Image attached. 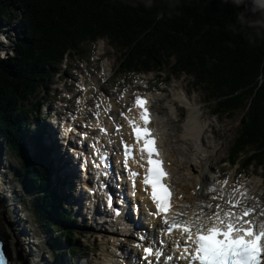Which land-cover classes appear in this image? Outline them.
Instances as JSON below:
<instances>
[{
    "label": "trees",
    "instance_id": "obj_1",
    "mask_svg": "<svg viewBox=\"0 0 264 264\" xmlns=\"http://www.w3.org/2000/svg\"><path fill=\"white\" fill-rule=\"evenodd\" d=\"M11 9L22 13L23 27L14 42L15 56L0 59V136L17 155L27 138L20 119L24 104L40 81L68 48L80 51L82 43L106 36L125 49L123 70L161 69L174 58L173 71L195 75L216 99L219 111L248 107L231 159L250 144L261 153L248 163H264V33L241 29L236 23L239 9L231 2L0 0V21L15 18ZM40 156L23 160L17 175L35 197L44 225L68 229L70 216L54 196L51 170L41 164ZM65 234L70 241L73 231L65 230L52 243L60 246Z\"/></svg>",
    "mask_w": 264,
    "mask_h": 264
},
{
    "label": "rangeland",
    "instance_id": "obj_2",
    "mask_svg": "<svg viewBox=\"0 0 264 264\" xmlns=\"http://www.w3.org/2000/svg\"><path fill=\"white\" fill-rule=\"evenodd\" d=\"M10 13L18 18V21H13L12 24L9 25L0 24V27L14 30L9 33L0 32V53L3 49H6L5 52L11 54L14 48V42L20 35L23 27L19 19L22 13L16 9H11ZM2 40L5 41V44H2ZM83 48L85 54H80L79 57L74 60V64L80 65L81 59H83L88 61L90 65H94L95 62L90 61L92 54H96L95 56L98 58L102 57L99 53L106 54L107 58L104 56L102 62L97 64L103 67L108 60L112 63L113 78L108 84H105L104 87L109 88L112 86L114 88H112V90L116 91L117 96L125 92L133 93L135 90L147 87H149V89H159L160 91L165 89V103H155L156 110L161 118H166V121L167 118L169 119L167 125L171 133L174 136L178 134L179 139L182 140L178 145L175 143L178 148L176 154H181L187 164L191 163L197 166L198 170L205 172L208 179L207 183L216 175H221V179H223L229 178L235 174L234 170L238 167L230 170L228 163L226 162L224 164L223 162L229 158L228 155L238 135L242 120L246 117L248 107L244 108L243 106L238 110L229 112L231 115L222 113L220 116H213L212 114L217 109L218 102L208 103V93L200 87L195 88V82L192 76L185 74L174 75L170 81H166V85L157 86L158 73H150L145 78L142 76H128L122 74L121 71L118 70L122 59V53L115 46H112L108 40H101L95 44H84ZM5 52H2V55H5ZM83 56L86 58H83ZM166 71L168 72L169 69H166ZM106 74L109 75V72ZM100 76L103 77L102 75ZM159 80L163 81V79ZM103 81L104 79H98L99 83ZM94 87L96 92L98 87ZM190 94L196 95L197 97L191 96ZM160 95L161 94L158 93L154 94V100L156 101ZM184 95H189L188 97L190 99L194 98L191 99V104L196 101L199 107H201L199 122L202 125H206L209 130L204 137L208 136L213 139V142L208 144L210 146L208 149H205V147L200 144L199 140L185 137L187 134L186 130L189 129L187 126L190 121V116H188L185 129L181 123L188 113L185 109L181 108V101ZM41 97L40 95L39 99H41ZM122 97V95L119 97L120 100L118 103L122 102V104H124L125 101ZM174 101L178 103L174 104ZM118 103H116L117 106H119ZM124 105H126V107L128 106V104ZM186 106L190 105L187 104ZM169 109L171 110L169 115H167ZM165 113L174 120L170 117H166ZM196 119H198V116ZM165 125L166 124H162L161 128L164 129ZM209 125H211V128ZM214 130L217 132V135L213 132ZM175 141H177V138ZM202 141V143H204L203 139ZM206 158L208 159L205 161ZM25 159L27 158L18 156L17 151L11 150L9 144L0 136V230L7 235L6 240L3 238L6 250L8 248L10 258L17 260L16 264H58L60 261L65 264V262L67 263V259L65 260L63 253L67 248L62 246L63 249L59 250V245L56 246L54 243H51L58 234L57 228L52 230L44 225L45 223L41 220L35 208V197H33L30 192H27L28 188H26L24 180L19 178L15 173L17 168H22V163ZM221 159H223V162L219 163ZM53 162L57 164L54 160ZM248 173L247 181L251 189L257 185V182L260 184L254 196L264 203V185H262L264 180V169L251 167ZM184 177L190 179V181L195 184V178H192L186 173ZM54 179L58 180L59 177H54ZM28 194L31 198H28ZM204 197L207 196L205 195ZM199 198L200 197H196L194 201H187V203H196ZM200 204L202 203L200 202ZM75 231L84 237L79 236V240H82L84 245L89 246L90 249L94 248L95 244L92 236L98 234L95 230L92 231L89 228H84L82 230L78 227ZM112 240L107 243V247L101 246V248H98L97 245V248H95L91 256H83V258L93 259V264H108L105 255L111 250L110 246L113 244ZM95 242L99 243V239L97 238ZM22 259L25 261L20 263ZM74 263L85 264V260L79 261L76 259Z\"/></svg>",
    "mask_w": 264,
    "mask_h": 264
},
{
    "label": "snow or ice",
    "instance_id": "obj_3",
    "mask_svg": "<svg viewBox=\"0 0 264 264\" xmlns=\"http://www.w3.org/2000/svg\"><path fill=\"white\" fill-rule=\"evenodd\" d=\"M146 104V99L136 98V105L142 109L140 115L143 124L133 121L129 123H133L137 142L143 141L141 159L146 158L152 166L148 169L149 175L144 183L151 184V197L157 206L158 214H162L164 223L170 225L169 231L180 232L182 241H187L180 259L188 261L189 264H264V223H257V220L252 218L256 209L244 204L247 192L242 188H233L231 192H225L224 188H221L218 195L210 197L225 200L227 205L226 210L216 205V210L211 215H207L203 208H213L212 204L204 205L200 212L191 216L187 212L172 211V192L169 186L162 182L168 174L162 167L163 162L159 159L155 138L148 127L150 113ZM131 152L132 149L125 145V156L128 159L133 158ZM145 152L146 157L143 155ZM137 175L135 171L130 172V178L133 180ZM227 183L226 180L223 182L225 186ZM209 191L216 192L217 189L210 188ZM108 203L111 206V197ZM259 214L264 215V208ZM144 251L147 256L157 259L164 255L163 250L157 249L154 244ZM168 259L172 260L173 257L168 256Z\"/></svg>",
    "mask_w": 264,
    "mask_h": 264
},
{
    "label": "bare ground",
    "instance_id": "obj_4",
    "mask_svg": "<svg viewBox=\"0 0 264 264\" xmlns=\"http://www.w3.org/2000/svg\"><path fill=\"white\" fill-rule=\"evenodd\" d=\"M8 32H10V31H8ZM5 51H6V49H3L2 50L3 53ZM104 68L107 69V72H110L111 71V68H112V63L108 60L106 62V64H105ZM101 75L103 76V78H105L106 77L105 71H103L101 73ZM94 86H96V85L95 84L92 85V83H90L88 85V87L90 89H92V92L88 96V100H90L91 95L96 90ZM122 96H123L122 97L123 100L125 101L124 104H128V106L126 107V105H124V104L121 105V106H117L116 103H114L113 101H111L110 109H111L112 112L111 111H108V110L106 111V107H103L100 110L97 118L93 121V125H94L95 128L100 129L101 126H104V125L109 126L111 129L124 127V119L121 116V114L122 115L123 114L131 115L132 112L129 111V109H130L129 107H131V106H129V104L132 101H131V96L128 93L127 94H124ZM109 102H108L107 98H101V100L97 101V103H105V104H107V106H109ZM174 103H176V102L174 101ZM181 104L182 105H185V106L187 104H189L190 106H192L194 103L191 104V99L188 96L184 95L182 97ZM190 106H187V107H190ZM189 118H190V121L188 122V126H187L189 129L187 131L189 133H191L193 136L197 137V138H195L196 140H199L200 135L202 133V130L199 127V125L197 124V122H198V119H196L197 118V114L193 112L190 115ZM156 120H157V116H156ZM159 134L161 135V138L162 137H165V135H166L165 132H162L161 129H159ZM168 137L171 139L172 135L170 133H168ZM72 159H73V157H69L67 161L69 162L68 164H70L71 166H74V162H73ZM77 159H79L82 162H84L86 158H77ZM170 159H171V157H170ZM70 172H71V175H73L72 171H70ZM197 178L200 179V182H204V180L206 179V176L205 175H198ZM69 185H70L69 186L70 189H72V188L75 187L77 189V191L81 195H83V192L80 190V185L78 183H75V181H72V182H70ZM259 185L260 184L257 182V185L256 186L259 187ZM221 188H224L225 192H230L233 189V187L231 186L230 182H228L227 185L225 186L223 184V182L218 181L217 182V187H216L217 191L211 197H213L215 195H218L219 194V190ZM205 189L206 188H204V190L202 189L200 195H198L200 198L205 196V194H203V192H205ZM135 198L140 199L143 202H145V208L152 214V217H153L152 224H154L157 227H160V225H161V219H158V218L155 217V209H156V206L152 202H150V197L148 196V193L147 192H143L142 191V188L139 187L138 188V193L136 194ZM187 199H194V198L188 197ZM225 199H227V197H225ZM221 201L223 203H225V200H221ZM184 202L185 201H183L182 205H184ZM209 202L212 203L213 205L217 204V202H215L214 200H211ZM196 207L198 208V205ZM104 219L105 218H102L101 217L100 220H99V222L104 221ZM98 225L99 224H96V226H98ZM155 226H150V231L152 230V227H155ZM0 233H1L2 237L6 240L7 239V235L4 232H1V230H0ZM153 233H157V231H154ZM141 235H145V233L141 232ZM147 237L150 238V242H153L154 239H155V237H153L151 235V232H150V234L148 232ZM128 246H130V245H128ZM116 247H119V245H118V243L115 242V244L112 245V249L115 250V254H121V251L118 248H116ZM128 249H130V248H128ZM7 255L10 258L8 248H7ZM105 259L108 262V264H115L116 257L112 254V252L106 254L105 255ZM10 261H12L11 264H16L17 263V260H13L12 258H10ZM24 261L25 260L22 259V261L20 260V263H22Z\"/></svg>",
    "mask_w": 264,
    "mask_h": 264
},
{
    "label": "clouds",
    "instance_id": "obj_5",
    "mask_svg": "<svg viewBox=\"0 0 264 264\" xmlns=\"http://www.w3.org/2000/svg\"><path fill=\"white\" fill-rule=\"evenodd\" d=\"M229 2L239 9L236 23L241 29H251L257 35L264 33V0H223Z\"/></svg>",
    "mask_w": 264,
    "mask_h": 264
}]
</instances>
